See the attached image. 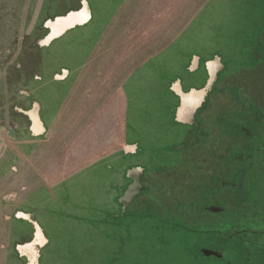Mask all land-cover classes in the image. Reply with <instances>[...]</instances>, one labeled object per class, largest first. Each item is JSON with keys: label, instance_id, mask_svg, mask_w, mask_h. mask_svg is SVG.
Listing matches in <instances>:
<instances>
[{"label": "rangeland", "instance_id": "rangeland-1", "mask_svg": "<svg viewBox=\"0 0 264 264\" xmlns=\"http://www.w3.org/2000/svg\"><path fill=\"white\" fill-rule=\"evenodd\" d=\"M82 1L0 0V264H107L124 256L140 264H264V173L257 169L263 189L245 207L260 208L261 221L248 227L233 216L238 201L228 206L211 193L216 177L225 181L231 176L224 173L235 171L229 158L245 152L241 145L228 151L237 139L225 133L223 120L233 125L235 111L250 112V101L264 104L244 84L251 76L250 85L264 94V60L253 72L250 58L240 56L241 38L253 31L264 59V0H86L89 21L44 43L45 23L80 11ZM193 9H200L198 22L184 25ZM173 40L198 43L207 58L235 56L236 68L198 115L207 135L194 138L163 122L160 107L175 98L160 99L158 74L162 62L167 70L177 64L167 45ZM181 78L195 86L203 73ZM32 112L40 135L32 131ZM139 114L148 120L137 122ZM187 141L181 154L175 151ZM133 167L144 175L125 202L119 197ZM215 205L227 210H201ZM124 214L117 228L111 218ZM228 219H235L231 226ZM37 227L46 243L33 246L32 263L24 248Z\"/></svg>", "mask_w": 264, "mask_h": 264}, {"label": "flooded vegetation", "instance_id": "flooded-vegetation-1", "mask_svg": "<svg viewBox=\"0 0 264 264\" xmlns=\"http://www.w3.org/2000/svg\"><path fill=\"white\" fill-rule=\"evenodd\" d=\"M82 10L83 8L80 11H72V12L78 13V12H81ZM69 14L65 16H59V18L67 17ZM57 19L58 17L53 20H49L45 23V28L48 31V36L44 43H47V40L49 38H51L52 40L54 38L62 36L66 31H68V30H64L63 32L55 35L56 32L54 31L53 27L50 25V22L56 23ZM263 25H264V22H261L259 28L261 29ZM80 26H83V25H80ZM48 28L51 29L50 34H49ZM241 40L243 41L242 46L244 47V49H242L240 56L242 55L244 51L245 52L244 54H246V57L250 58L251 60L249 63H247L246 68L248 69L251 68L252 70L254 67L258 65V64L254 65L256 62H263L264 60L261 54L263 52L262 50H260L263 44L262 42L259 43L258 40L255 41L251 33L244 34ZM256 52H258V54ZM197 57H199L200 61H199V67L195 71L190 70L191 61L193 59L191 58L190 62H187L185 64V68L183 67L181 72H178V75L175 77L174 81L164 82V84H166V87L164 86L163 88L168 90V94L165 93V100L168 101V98L170 99L175 98V102L173 99L171 104L168 102H164V105L170 106V109L171 107L174 108L173 115H170L171 120L173 121L172 125H168L167 121H165V116L161 114L163 117V122H166L167 124L166 127L168 128V130H172L174 129V127L179 126V128L182 127L181 128L182 130L180 131L181 133L190 132L191 135L194 136V138L198 136V134L204 133L207 135V133L200 127L198 115L200 112H203L206 105L209 104L210 95H212L213 89L222 82L224 75L231 70L232 68L231 66H233L234 68H236L237 66L236 59L234 58L235 56H233V58L229 57L227 59L224 57L222 53H219V54L213 53V55L211 56L209 55L208 58L207 56L205 57L197 56ZM251 70L250 72L252 71L256 72L254 71V69L252 71ZM186 73H192L193 75H196V76H199L200 73H203V79L200 82L195 83V86H188L185 84L184 80L181 78ZM248 77H249V81H245L244 84L248 86V88L249 86H251L252 88L257 89L256 95L258 96L259 99L264 101V94L258 89V87H256V85L255 87L250 85L254 78H252L251 76H248ZM236 90L237 89H235V91ZM244 102L247 103V101H244ZM252 103L253 102L250 101L249 106H248V110H250V112H247V113H245L244 111L234 112L236 121L233 123V125H227L228 120L227 121L223 120L226 126L224 127L225 133L228 136H231V137L233 136V138L235 137L237 139L234 141L236 145L233 147H230L228 151L230 149L232 150L240 149L239 146L241 145V149H243L245 152L244 154H236V155L233 154L229 158L230 161H233V163H237V166H236L237 169L235 168V171H231L229 169L226 173H224V176L222 177H226L227 174L231 176V178L228 180L224 181L222 179H218L219 177H216L217 185L211 189L213 199H216V201H223V203L228 206L238 201L240 210L236 211L237 209H235L233 212V216L243 217L244 220L241 223L235 222L234 224L237 223L238 225H242L246 223V225L244 224L245 227H248L250 224H252L255 221L257 222L259 219L261 221V216L259 214H260V211H262L260 210V208L255 209V210H249L245 208V207H252L248 203L251 199V196L254 195L255 193H261L263 189L262 179H261V176H258V174L260 173L259 171L264 173V104L262 103V107H261V105L255 106ZM193 106H196V108L197 107L198 108L193 112V119H192L189 113H190V108H192ZM178 113H179V119H178ZM30 116L33 121L32 131L35 134L40 135V131L42 128L41 123L39 122L38 118L33 114V112L30 113ZM187 128H189L190 131H188ZM259 137L262 138L263 145L261 146H259V143H258ZM188 143L189 141L184 142V143L182 142L180 143L179 146L176 144V146H178L177 148L179 149L175 151L181 154L180 151L186 148L188 146ZM198 143L199 141L194 139V145L198 146ZM133 148H134L133 146H128L127 150L133 153L134 152L132 151L134 150ZM255 155H257V157L261 161H254ZM248 160H252V161H248ZM134 169L142 170V173L140 176L142 178V176L144 175L143 173L144 169L140 167H133L132 169H130V171ZM257 169H259V171H257ZM139 172L140 171H138V173ZM251 175L253 176L251 177ZM127 178L130 180V183L128 184L127 188L124 190L123 196L119 197L120 199L124 198L125 194L140 180V178L136 180V178L131 177L130 174H128ZM263 184H264V181H263ZM119 198L117 197L118 203H119ZM217 207H221V208H217ZM261 207L264 209V203L262 204ZM201 210L205 212H210V213H214V212L218 213V212H225L227 208L225 206L222 207L220 205H215L214 207L213 206H203ZM248 212H251L250 214L251 217H248L250 215L247 216ZM114 220L117 223L116 224L117 228H123L124 224H119V222L120 220L126 221L127 214H124L122 216L116 215L115 217L111 218V222H114ZM233 220L235 219H232V220L228 219L225 221L224 224H226L227 226H231L230 224L233 223L232 222ZM263 221H264V218H263ZM125 227H126V231L129 230L128 226H125ZM178 228L183 229V230L189 229L188 225L184 227H178ZM243 229L244 230H242L241 232L244 234L247 228L246 229L243 228ZM115 238L116 236H114L113 239ZM45 243H46V239L44 238L41 230L37 227L34 241L28 244L26 248H24V252L30 258L32 263L36 262V257H37V253L36 251L33 250V246H43ZM156 243L157 242H155V244ZM123 244H124L123 242L120 243V245H123ZM148 250L150 251V247H148ZM198 252L201 253L204 257L214 256L215 258L217 257L222 258V255L215 251H210L206 249H202L201 251L199 249ZM104 256L106 257L107 255L105 254L102 257ZM118 263H119L118 260L111 259L110 264H118Z\"/></svg>", "mask_w": 264, "mask_h": 264}, {"label": "crops", "instance_id": "crops-1", "mask_svg": "<svg viewBox=\"0 0 264 264\" xmlns=\"http://www.w3.org/2000/svg\"><path fill=\"white\" fill-rule=\"evenodd\" d=\"M82 3L84 6V0L82 1ZM86 5H87V3H86ZM199 10L200 9L191 10L190 14L186 18V22L184 23V25H189L190 23L192 25L195 22H198L197 16H198ZM193 29L195 30V28H193ZM185 35H186V33L184 35L180 36V38L183 39V37ZM180 40L169 41V43L167 44L169 49H172L175 53H177V57H178L177 64L173 67V70H169V71H174L177 74H178V72H181L182 68L184 67L183 64L185 65V63H183V60H182L183 58H185V59L193 58L191 61L190 70L195 71L199 67V61H200L199 57H197V56L205 57V56H207V53H203L204 49L201 50L203 47L198 46L199 45L198 43L193 42L190 45H184ZM188 62H190V60ZM162 63H161L160 67H164ZM127 147L125 148L126 150H127ZM127 152H129V151L127 150Z\"/></svg>", "mask_w": 264, "mask_h": 264}, {"label": "bare ground", "instance_id": "bare-ground-1", "mask_svg": "<svg viewBox=\"0 0 264 264\" xmlns=\"http://www.w3.org/2000/svg\"><path fill=\"white\" fill-rule=\"evenodd\" d=\"M88 9H87V6H86V1L84 0V8H83V10L81 12H78V13L72 12L67 17H64V18L63 17H61V18L58 17L56 23L50 22V25L53 27L54 31L56 32L55 35H57L58 33L63 32L64 30H69V29L75 28L76 26L85 25L87 23V21H89V18H90V14H89ZM50 40H51V38H49L47 40V43ZM182 105H183V103H182ZM197 108H196V106H193L192 108H190V113L189 114H190L192 119H193V112ZM178 119H179V113H178ZM133 149L134 150H132V151H134V152L132 154L135 153V147ZM138 171H140V172L138 173ZM141 173H142L141 169H134V170H131L129 174H130L131 177H135L136 180H138L140 178V176H141ZM139 190H140V180L138 181V183H136L128 191L127 196L124 197L123 200L125 202L131 200L139 192Z\"/></svg>", "mask_w": 264, "mask_h": 264}, {"label": "trees", "instance_id": "trees-1", "mask_svg": "<svg viewBox=\"0 0 264 264\" xmlns=\"http://www.w3.org/2000/svg\"><path fill=\"white\" fill-rule=\"evenodd\" d=\"M251 33H253V31H251ZM254 34V33H253ZM189 57V56H188ZM183 66H184V68H185V65L183 64ZM164 67H160L159 69V74H158V78H159V80H158V88H159V96H160V99H163V100H165V93L166 94H168V90H166V89H164L163 87L165 86L166 87V84H164V82H172V81H174V79H175V77L178 75V74H176V73H172V71H169V70H167V69H163ZM149 96H151V93H150V95ZM160 112H161V114L163 115V116H165V121H167V123H168V125H172V123H173V121L171 120V116L170 115H173V112H174V108L173 107H171V109H170V106H167V105H164V107L163 106H161L160 107ZM170 113V114H169ZM141 120H148V118H147V116H144V114H139V116H138V120H137V122H140ZM167 125V124H166ZM136 132L138 133V135H141L142 134V132H144V130H137L136 129ZM140 132H141V134H140ZM144 134V133H143ZM137 135V136H138ZM139 241V240H138ZM159 241V240H158ZM157 241V243H162V242H158ZM121 242H123L124 243V238H122V239H119V244L121 243ZM142 242V241H141ZM141 242H137V243H141ZM156 243V244H157ZM142 251H145L146 249L145 248H143V247H141L140 248ZM129 251V250H128ZM127 255H128V253H127ZM111 263V261L108 263V264H110ZM118 264H140V263H138V262H135V261H133V262H130V263H128V260L125 258V256H124V260L122 259V260H120L119 261V263Z\"/></svg>", "mask_w": 264, "mask_h": 264}, {"label": "water", "instance_id": "water-1", "mask_svg": "<svg viewBox=\"0 0 264 264\" xmlns=\"http://www.w3.org/2000/svg\"><path fill=\"white\" fill-rule=\"evenodd\" d=\"M77 27H79V26H77ZM48 29H49V28H48ZM73 29H75V28H73ZM70 30H72V29H70ZM68 31H69V30H68ZM66 32H67V31H66ZM66 32H65V33H66ZM49 33H51V29H49ZM65 33H64V34H65ZM64 34H63V35H64ZM60 37H61V36H60ZM57 38H59V37H57ZM57 38H54V39H52V40H55V39H57ZM52 40H51V41H52ZM127 193H128V192H127ZM127 193L125 194V197L127 196ZM133 198H134V197H133ZM133 198H132V199H133ZM132 199H131V200H132ZM131 200H130V201H131ZM130 201H129V202H130ZM17 251L20 252V250L18 249V247H17ZM20 254H21V253H20ZM21 255H22V254H21ZM22 256H25V255H22ZM25 257H27V256H25ZM27 259H28V257H27Z\"/></svg>", "mask_w": 264, "mask_h": 264}]
</instances>
